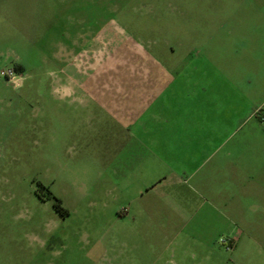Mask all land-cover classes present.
<instances>
[{"label": "rangeland", "instance_id": "374dc122", "mask_svg": "<svg viewBox=\"0 0 264 264\" xmlns=\"http://www.w3.org/2000/svg\"><path fill=\"white\" fill-rule=\"evenodd\" d=\"M232 10L0 0V264H264V53L233 46L232 21H217ZM185 63L241 78L247 111L193 180L154 192L166 167L149 148L123 151L113 115L128 90L167 92Z\"/></svg>", "mask_w": 264, "mask_h": 264}, {"label": "crops", "instance_id": "0c3cea01", "mask_svg": "<svg viewBox=\"0 0 264 264\" xmlns=\"http://www.w3.org/2000/svg\"><path fill=\"white\" fill-rule=\"evenodd\" d=\"M217 6L223 11L227 6L233 8L230 14L217 15V21L222 26L225 21H232L226 34L238 52L264 53V0H217ZM203 19L212 17L204 15ZM206 33L215 37L223 31ZM210 65L211 69L201 68L198 77L190 71L191 64L185 63V76L170 77L167 92L155 89L156 94L139 95L128 90L121 109L113 115L123 133V151L133 146L149 148L153 154H149L151 162H158L159 156L166 167L168 175L153 185L154 192L193 180L196 166L207 160L211 144L225 141V133L238 128L241 113L247 111L250 92L242 88L241 78L225 76L215 70L214 64ZM143 83L138 80L136 85ZM70 92L68 86H63L64 96ZM225 162L234 165L235 160L217 159L213 166L217 169ZM128 175L127 172L125 176ZM204 180L205 176L194 182L202 187ZM193 189L197 191L194 186Z\"/></svg>", "mask_w": 264, "mask_h": 264}, {"label": "trees", "instance_id": "16d2710c", "mask_svg": "<svg viewBox=\"0 0 264 264\" xmlns=\"http://www.w3.org/2000/svg\"><path fill=\"white\" fill-rule=\"evenodd\" d=\"M40 188L44 189L42 186H40ZM45 192V196L38 195V197H44V200L50 199V193L48 192V190H46ZM53 208L61 217H65L68 215L67 211L61 207L60 202L56 199L54 200Z\"/></svg>", "mask_w": 264, "mask_h": 264}, {"label": "flooded vegetation", "instance_id": "af4514ba", "mask_svg": "<svg viewBox=\"0 0 264 264\" xmlns=\"http://www.w3.org/2000/svg\"><path fill=\"white\" fill-rule=\"evenodd\" d=\"M38 195V194H37Z\"/></svg>", "mask_w": 264, "mask_h": 264}]
</instances>
